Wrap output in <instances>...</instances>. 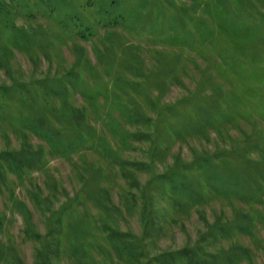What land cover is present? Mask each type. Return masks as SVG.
<instances>
[{
	"label": "rangeland",
	"instance_id": "obj_1",
	"mask_svg": "<svg viewBox=\"0 0 264 264\" xmlns=\"http://www.w3.org/2000/svg\"><path fill=\"white\" fill-rule=\"evenodd\" d=\"M0 212V264H264V0H0Z\"/></svg>",
	"mask_w": 264,
	"mask_h": 264
},
{
	"label": "trees",
	"instance_id": "obj_2",
	"mask_svg": "<svg viewBox=\"0 0 264 264\" xmlns=\"http://www.w3.org/2000/svg\"><path fill=\"white\" fill-rule=\"evenodd\" d=\"M212 155H213V153H209L208 152V153H206V156H207L206 158L210 159ZM203 178H204V175L203 176L200 175V179H201L202 182H197L196 184L200 187V190H199L200 197L202 199H205L206 197H205L204 189L206 188V183H204ZM59 219H60V217H59ZM0 221H1V212H0ZM40 244H41V247H40V249H37V252H39V255L43 258L44 257L43 254H45V252L47 251V249L45 248L44 242H40ZM58 250H59V254H60V248L59 247H58Z\"/></svg>",
	"mask_w": 264,
	"mask_h": 264
}]
</instances>
